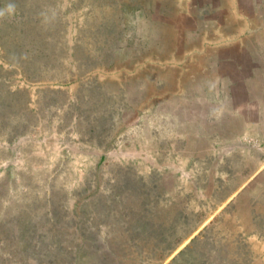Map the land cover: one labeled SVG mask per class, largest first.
<instances>
[{
    "label": "rangeland",
    "instance_id": "1",
    "mask_svg": "<svg viewBox=\"0 0 264 264\" xmlns=\"http://www.w3.org/2000/svg\"><path fill=\"white\" fill-rule=\"evenodd\" d=\"M224 4L0 0V264H264Z\"/></svg>",
    "mask_w": 264,
    "mask_h": 264
},
{
    "label": "crops",
    "instance_id": "2",
    "mask_svg": "<svg viewBox=\"0 0 264 264\" xmlns=\"http://www.w3.org/2000/svg\"><path fill=\"white\" fill-rule=\"evenodd\" d=\"M232 2L233 0H224L222 12L226 15L225 19L227 18L224 34L230 31H240V35L249 31L251 33L235 40L227 39L228 35L225 34L224 39L214 41L212 47L220 49L218 51L224 57L233 58V62L237 61L240 70L244 69L246 72L243 79L245 77L247 81H252L246 85L249 86L247 89L238 88L241 96L253 94L264 97V19H261L264 18V0H242L238 7L235 6L236 10ZM262 97L259 98L263 100ZM258 105L254 103V108L245 109H250L251 112L262 111Z\"/></svg>",
    "mask_w": 264,
    "mask_h": 264
}]
</instances>
